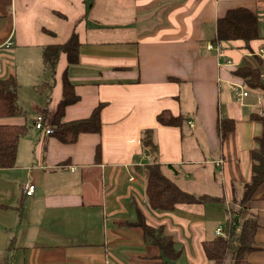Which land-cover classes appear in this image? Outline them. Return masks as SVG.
Here are the masks:
<instances>
[{"label":"crops","instance_id":"crops-1","mask_svg":"<svg viewBox=\"0 0 264 264\" xmlns=\"http://www.w3.org/2000/svg\"><path fill=\"white\" fill-rule=\"evenodd\" d=\"M235 7L256 14L259 37L248 49L239 41L209 48L217 20ZM72 32L77 62L60 51L45 71L43 48L63 44ZM251 54L264 61V0H0V78L16 77L27 114L0 117V125H29L18 139L15 165L0 166V264H208L201 242L222 228L228 202L238 207L251 150L264 132L254 119L262 127L237 145L232 140L237 119H251L264 104L262 91L234 74ZM64 75L78 99L61 121L85 118L103 104L100 132L80 133L70 143L33 126L39 113L51 125ZM234 84L247 95L238 97ZM162 110L188 119L181 126L161 124L156 115ZM223 118L234 128L221 139ZM148 128L166 177L184 191L222 199L151 209L143 173L151 156L141 142ZM25 182L35 186L30 195L22 190ZM263 184L241 212L258 220L247 256L252 264H264ZM136 211L177 242L180 257L161 256L135 225Z\"/></svg>","mask_w":264,"mask_h":264},{"label":"trees","instance_id":"trees-1","mask_svg":"<svg viewBox=\"0 0 264 264\" xmlns=\"http://www.w3.org/2000/svg\"><path fill=\"white\" fill-rule=\"evenodd\" d=\"M257 16L244 7L228 9L223 17L216 23L214 41L219 44L239 41L240 48L248 49L250 42L259 37L257 32ZM78 38L72 32L69 39L63 44H51L43 48L42 63L45 71H51L60 51L66 53L69 62H77ZM251 59L239 65L234 74L240 76L249 88L259 89L264 94V82L260 77L264 61L255 54ZM18 81L15 76L0 78V117H12L27 115L26 111L18 103ZM74 91L73 84L64 75L62 79V96L52 116L51 133L60 141L70 143L76 140L80 133L100 132L99 112L102 103L98 104L91 114L85 118L70 121H61L64 108L77 101L78 96ZM159 123L164 125L181 126L187 121V116L173 115L169 110H162L156 115ZM251 119H258L264 124L263 116L256 113L250 114ZM29 125L7 124L0 125V166L12 167L15 165L17 143L21 135L25 134ZM218 131L221 138L234 128V121L223 118L218 123ZM153 129L144 130L141 142L145 150L151 156V160L143 166L145 178V196L148 206L153 210L171 211L179 204L193 205L219 201L222 198L208 194H194L179 188L174 181L166 177L161 171L160 164L155 160L156 145L152 141ZM260 147L251 150V174L250 179L243 185L242 193L236 199L238 207L229 211L225 219L221 233L201 242L203 254L210 264H225L229 256V264H252L248 261V254L255 249L254 235L258 227L257 216L248 212L241 216L245 204L253 198L255 191L264 181V132L258 138ZM99 145L96 146V156L99 155ZM136 226H139L151 243L159 247L163 258L176 260L180 257V249L175 248L173 238L162 231L147 224L140 211H136Z\"/></svg>","mask_w":264,"mask_h":264},{"label":"rangeland","instance_id":"rangeland-1","mask_svg":"<svg viewBox=\"0 0 264 264\" xmlns=\"http://www.w3.org/2000/svg\"><path fill=\"white\" fill-rule=\"evenodd\" d=\"M260 77H264L263 76V74H262V76L260 75ZM242 87V86H241ZM242 90V89H241ZM244 91H246V90H244ZM247 92V91H246ZM248 93V92H247ZM263 93V92H262ZM263 96H264V94H263ZM232 99H233V96H232ZM256 114L258 115V116H263V114H264V104L262 105V107L260 106V108H259V110H258V112H256ZM223 117H225V113H224V110H223V113L221 114ZM237 123H238V128H237V133L235 134V136L233 135V142H236V145L238 144V143H240V140H241V138L243 137V136H246L247 134H252L254 131H255V128H257V129H259L260 127H262L261 126V122L260 121H258V120H254V119H249L248 118V116L246 117V118H244V119H240V118H238L237 119V121H236ZM188 130L189 129H184L183 130V132H184V134H188ZM226 137L227 136H231L230 134H227V135H225ZM224 136V137H225ZM221 139H223V138H221ZM187 143V142H186ZM188 144V143H187ZM186 144V145H187ZM231 145H232V141H231ZM227 157V156H226ZM210 165V164H209ZM208 165V166H209ZM207 166V167H208ZM212 169H213V167H212ZM216 184L219 186L220 184H219V181L217 180L216 181ZM263 187H264V184H263ZM212 190V189H211ZM213 194H220V192H212ZM212 205H214V206H218V207H222V204L221 203H214V204H212ZM227 207H228V209L231 211V210H233L234 209V206H233V204H232V202H228V205H226ZM204 208H206L205 209V211L206 210H209V208H215V207H204ZM215 210H209V212L210 213H212V212H214ZM223 222H224V220L222 221V222H219V224H223ZM207 263L208 264H210V262L209 261H207ZM225 264H229V256L227 257V259H226V261H225Z\"/></svg>","mask_w":264,"mask_h":264},{"label":"built area","instance_id":"built-area-1","mask_svg":"<svg viewBox=\"0 0 264 264\" xmlns=\"http://www.w3.org/2000/svg\"><path fill=\"white\" fill-rule=\"evenodd\" d=\"M220 42H210L208 47L209 48H214L216 50H219L221 47V44H219ZM261 52L263 53V51L261 50ZM228 62H230L228 60ZM262 76V74H261ZM231 89L236 93V95L239 96H246L247 92L244 90H241V87L237 84H234L233 86H231ZM33 126L35 127V129L39 130L40 132L48 135L51 134L53 132V128L50 125V120L48 118H46V116L43 113H39L34 117L33 120ZM220 164H222V158L220 160H216L215 161V165L220 166ZM71 170H73V168H70ZM22 190L24 193H26V195H30L34 192L35 190V186L29 182H25L22 185ZM221 233V228H217L216 229V234H220Z\"/></svg>","mask_w":264,"mask_h":264}]
</instances>
